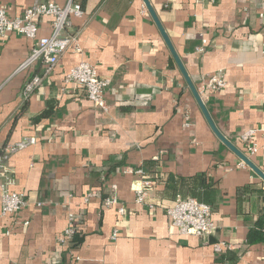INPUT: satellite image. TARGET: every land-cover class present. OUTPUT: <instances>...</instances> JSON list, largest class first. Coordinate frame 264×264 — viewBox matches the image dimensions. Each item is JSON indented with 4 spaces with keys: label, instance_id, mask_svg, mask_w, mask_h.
Instances as JSON below:
<instances>
[{
    "label": "crops",
    "instance_id": "1",
    "mask_svg": "<svg viewBox=\"0 0 264 264\" xmlns=\"http://www.w3.org/2000/svg\"><path fill=\"white\" fill-rule=\"evenodd\" d=\"M37 1L67 4L0 0V9L19 17ZM149 1L198 89L224 73L226 88L204 96L206 107L247 156L241 137L259 130L250 159L264 172V0ZM76 2L84 14L72 17L69 33H80L83 52L63 55L28 100L24 86L45 69L19 71L35 42L16 34L0 41V153L37 138L7 159L28 204L3 216L0 194V264H264V243H249L264 209V181L214 134L144 1ZM38 25L39 37L52 34V18ZM83 61L112 79L107 112L65 83ZM137 167L155 180L146 205L136 203L140 177L125 173ZM114 193L124 216L104 206ZM178 196L211 205L217 233L180 235L165 210ZM45 201L52 203L37 206ZM70 216L78 230L66 245L60 236ZM73 240L82 242L74 247Z\"/></svg>",
    "mask_w": 264,
    "mask_h": 264
},
{
    "label": "built area",
    "instance_id": "2",
    "mask_svg": "<svg viewBox=\"0 0 264 264\" xmlns=\"http://www.w3.org/2000/svg\"><path fill=\"white\" fill-rule=\"evenodd\" d=\"M216 2L217 0H198ZM146 13V10L144 11ZM84 11L76 0H67L65 6H60L54 1L48 3L35 2L33 6L26 9L22 16L10 17L8 13L0 9V41L10 34L26 37L35 42L30 56L21 64L19 71L30 70L38 63L44 64V72L33 76L24 86L22 95L28 100L32 94L38 91L57 67L61 57L69 51L81 54L83 52L80 33L71 34L69 29L72 25V17L83 16ZM52 18L53 30L50 36L39 37V21L41 18ZM207 43V40H204ZM200 53L205 52V48L198 49ZM65 83L73 84L76 88L84 91L97 108L107 112L109 106L105 97L106 90L111 86L112 79L102 77L98 70L87 62H81L71 68L65 74ZM226 80L222 71L210 75L199 87L198 91L202 97L213 93L221 92L226 88ZM259 130H250L242 135L241 142L247 145L248 157L259 152L258 145L253 142ZM264 138V130H261ZM37 143L36 137H27L24 140L8 145L0 153V194L1 209L3 216H17L27 206L26 196L18 192L13 171L7 165V159L13 153L23 150ZM242 166H246L241 161ZM126 174L139 176L140 185L135 189L136 203L146 205L150 191L155 186V180L148 178L142 167L125 169ZM116 192L117 186H113ZM52 202H39L38 207L44 208ZM105 208H116L120 216L127 213L126 206L121 204L116 194L110 195L104 202ZM151 209L155 205H150ZM166 214L171 225L183 236H196L200 238L211 237L218 231V226L213 220L212 206L199 201L193 197L178 196L171 205H167ZM77 222L74 216H70L69 225L60 236L62 244H70L77 232ZM117 237L114 232L113 238ZM223 243L215 245L217 251L224 248Z\"/></svg>",
    "mask_w": 264,
    "mask_h": 264
},
{
    "label": "water",
    "instance_id": "3",
    "mask_svg": "<svg viewBox=\"0 0 264 264\" xmlns=\"http://www.w3.org/2000/svg\"><path fill=\"white\" fill-rule=\"evenodd\" d=\"M145 3V6L147 8V10L150 12L152 18L154 19L156 25L158 26L166 44L168 45L171 54L173 56V58L175 59L177 66L180 70V72L182 73L184 79L186 80L189 89L191 90L193 96L195 97L199 107L201 108L204 116L206 117V120L208 121L212 131L214 132V134L232 151L234 152L238 158L244 163L246 164V166H248L249 168H251L263 181H264V172H262L253 162L252 160L245 155L242 151H240L233 143H231L229 140L226 139V137L218 130L217 126L215 125L207 107L206 104L204 102L203 97L200 95L198 88L196 87V85L194 84L192 78L190 77L182 59L180 58V56L178 55V53L176 52L166 30L164 29L162 23L160 22V19L158 18V15L156 14L155 10L153 9L151 3L149 0H143Z\"/></svg>",
    "mask_w": 264,
    "mask_h": 264
},
{
    "label": "trees",
    "instance_id": "4",
    "mask_svg": "<svg viewBox=\"0 0 264 264\" xmlns=\"http://www.w3.org/2000/svg\"><path fill=\"white\" fill-rule=\"evenodd\" d=\"M172 65L174 66V61H172ZM52 113V108H48L47 110H45L41 115H39L38 117H36L34 119L35 122L40 121L41 119L48 117L50 114ZM201 179V178H200ZM213 184H211L212 187ZM202 186H206V188H210L209 185H207L204 181V183L202 184ZM82 242V240H81ZM81 242H76L75 240H73V246L77 247L81 244ZM249 243L250 244H254V243H264V209L259 217V220L257 222V227L252 230L250 232L249 235Z\"/></svg>",
    "mask_w": 264,
    "mask_h": 264
}]
</instances>
